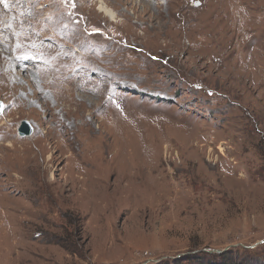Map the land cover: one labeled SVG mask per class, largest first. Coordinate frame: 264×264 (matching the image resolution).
I'll return each instance as SVG.
<instances>
[{
  "label": "rangeland",
  "instance_id": "1",
  "mask_svg": "<svg viewBox=\"0 0 264 264\" xmlns=\"http://www.w3.org/2000/svg\"><path fill=\"white\" fill-rule=\"evenodd\" d=\"M18 1L0 264H264V0ZM64 230L86 258L40 241Z\"/></svg>",
  "mask_w": 264,
  "mask_h": 264
},
{
  "label": "trees",
  "instance_id": "2",
  "mask_svg": "<svg viewBox=\"0 0 264 264\" xmlns=\"http://www.w3.org/2000/svg\"><path fill=\"white\" fill-rule=\"evenodd\" d=\"M62 217L70 226L75 225L78 220V216L71 211L64 212ZM40 235L43 236L40 241L44 243L58 244L71 254H76L81 258L87 257L89 249L86 248V243L81 241V239L76 236L75 232L64 230L59 234H51L49 232L42 231Z\"/></svg>",
  "mask_w": 264,
  "mask_h": 264
},
{
  "label": "bare ground",
  "instance_id": "3",
  "mask_svg": "<svg viewBox=\"0 0 264 264\" xmlns=\"http://www.w3.org/2000/svg\"><path fill=\"white\" fill-rule=\"evenodd\" d=\"M4 2L8 6H11V4H12V6L20 5V2L18 0H15V2H11L10 0L9 1L4 0ZM98 10L103 12L110 20H114V18H115L114 11L111 8H109L106 4H104V2L101 1V0L99 1V4H98ZM23 34L24 33H20V35H23ZM8 145H10L11 148H13V150H15V147H14L13 143L8 142ZM21 151H24V148L21 149Z\"/></svg>",
  "mask_w": 264,
  "mask_h": 264
},
{
  "label": "water",
  "instance_id": "4",
  "mask_svg": "<svg viewBox=\"0 0 264 264\" xmlns=\"http://www.w3.org/2000/svg\"><path fill=\"white\" fill-rule=\"evenodd\" d=\"M3 106H4V103L2 100H0V114L3 110ZM32 131H33V126L28 120L23 119L20 121V124L17 128V132L19 136L21 137L29 136L31 135Z\"/></svg>",
  "mask_w": 264,
  "mask_h": 264
}]
</instances>
